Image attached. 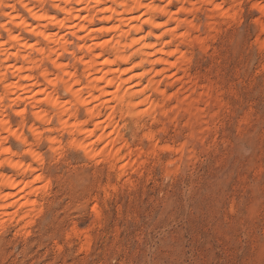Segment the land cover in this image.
<instances>
[{"label": "rangeland", "instance_id": "rangeland-1", "mask_svg": "<svg viewBox=\"0 0 264 264\" xmlns=\"http://www.w3.org/2000/svg\"><path fill=\"white\" fill-rule=\"evenodd\" d=\"M7 1L24 20L32 21L16 3L19 0ZM227 1H217L224 4L220 5L222 11L229 8ZM25 2L55 15L49 2ZM241 2L233 10L237 13L233 20L205 9L180 16L200 25L192 35L202 43L179 47L186 54V62L177 56L171 60L177 66L167 74L169 80L162 87L177 95L167 106L173 118L168 123H172L168 126L167 119L162 120L168 129L145 117L120 121L118 109L112 105L113 123L118 124L122 141L132 149L148 152L149 143L142 135L151 130L158 147L173 145V153L132 158L134 167L122 178L101 157L85 155L79 147L71 146L72 139L61 132L56 121L47 127L37 123L45 136L57 140L53 147L47 141L34 146L42 158L39 166L23 158L21 146L12 138L6 140L26 165L36 167L45 184H35V190L40 188L32 197L18 190L17 197L6 203L26 196L35 205L29 212L20 206L23 201L17 207L0 210L4 215H0V264H264V51L256 42L260 36L256 22L261 18L252 10L251 1ZM167 4L165 0L163 6ZM175 4L177 9L180 3ZM1 21L5 23L0 17ZM103 23L95 18L92 30L103 28ZM49 29L52 34L56 32L53 27ZM182 30L180 33L189 29ZM148 32L151 29L145 26L143 36ZM61 33L68 52L81 56L78 47L86 44L84 34L74 31L73 37ZM99 33H92L91 38L112 36ZM20 34L27 44L24 55L39 61L31 46L40 43L46 48V43L33 34ZM0 37L6 41L2 29ZM148 41L153 43V39ZM65 56L62 64L71 72L78 68L80 74L78 61ZM10 58L12 65L21 63ZM132 63H140V58H133ZM47 65L44 63L43 68L50 70ZM153 66L147 63L134 71L150 73ZM5 80L12 82L13 78L0 75V94ZM139 82L145 84L134 79L127 86ZM45 89L47 93L53 91L51 87ZM56 94L70 101L65 91L59 89ZM25 100L21 108H26L29 119L33 104ZM10 102L4 100L2 104L9 108ZM6 108L2 107V113L16 129L21 120ZM79 109L78 123L84 122L85 111ZM99 109L100 121H104L107 112L103 106ZM91 125L87 126L90 130ZM98 133L88 143L95 142ZM94 145L95 150L103 147ZM0 173L17 182L30 180L6 168ZM24 213L27 218L21 221Z\"/></svg>", "mask_w": 264, "mask_h": 264}, {"label": "bare ground", "instance_id": "bare-ground-1", "mask_svg": "<svg viewBox=\"0 0 264 264\" xmlns=\"http://www.w3.org/2000/svg\"><path fill=\"white\" fill-rule=\"evenodd\" d=\"M4 1L7 0H0V17L5 21L4 24L0 22V29L6 33V41L0 37V75L6 77L10 74L13 81L5 80L3 92L0 94V109L6 108L2 104L4 100L11 101L9 108L6 109L14 111V115L21 121L17 128L13 129L3 115V109L0 110V169L6 168L30 180L17 182L0 173V205L2 203L0 210L5 211L9 206L17 207L16 204L23 201L24 203L20 206L28 210L27 212L34 208V204L27 200L26 196L18 197L17 200L15 199L16 202L10 205L6 203L17 197L18 190H20L19 193L27 192L26 195L32 197L40 188L36 186L35 190V184H45L44 178L38 175L33 165L34 163L38 166L42 164V158L34 152V146L47 141L53 147L57 144V140L50 135L45 136L46 132H41L39 125L47 127L56 121L61 132H66L72 139L71 146L79 147L85 155L101 157L109 164L110 170L118 171V176L122 178L128 169L132 170L134 167L132 158L155 156L159 152L173 153L175 150L172 148L173 145L158 147L155 133L151 130L145 131L142 135L143 140L149 143L148 152L141 148L132 149L122 141L118 133V124L113 123V107L118 109L120 121L145 117L152 122H160L165 130L164 119H167L168 126L172 123H168V120H173L170 118L172 113L167 110V106L177 97L175 94H169L167 88H162L169 80L167 74L177 66V63L171 60L177 56L180 61L186 62V54L181 52L179 47L202 43L200 39L192 35L196 33L200 25L197 26L193 20L181 19L180 16L205 9L211 13H220L221 18L233 20L237 17V13H233V10L242 3V0H228L229 8L222 11L221 6L224 4L221 5L222 2L218 4V0H166L168 4L165 6H163L165 0H30L32 3L39 4L49 2L53 7L51 9H55V15H52L47 10H36L35 6L31 8L32 5L29 7L25 0L17 1L16 3L30 14V19L33 21L30 23H35L32 25L15 12V7L11 6V3L9 5ZM249 1H251L252 10L261 18L256 22L260 31L256 42L258 41V46L264 51V3L257 0ZM175 2L180 3L177 9ZM185 4H188V8H185ZM173 8L176 9L175 12H171ZM95 18L103 21L105 26L93 31ZM145 26L149 27L151 32L144 37ZM50 27L56 29L54 34L50 32ZM185 27L189 29L188 32L180 33ZM62 31L68 32L73 37L76 35L74 31L84 34L83 39L86 44L78 47V53L81 56L76 57L73 52H68L65 40L61 36ZM153 31L160 34L156 35ZM17 32L33 34L46 43V48L40 43L31 46L39 57V61L31 60L30 56L24 55L27 44ZM98 32L111 33L112 36L105 38L104 36L107 35L105 34L104 39L91 38L92 33ZM148 39H153V43ZM166 39L169 40L166 41ZM65 55L74 58L75 62L78 61L81 67L80 74L77 71L78 68L71 72L62 64L61 59ZM10 57L20 59L21 63L10 64ZM136 57L140 58V63L132 65V59ZM44 63H48L47 66L50 65L51 69H44ZM147 63L156 65L157 68L153 66L150 73L146 74L134 71L136 67H142ZM183 68L185 69L186 66L184 65ZM34 72H36L35 76ZM157 78L161 80L157 82ZM4 79L1 78L3 81ZM134 79H141L145 84L139 82L135 86L128 87L127 84ZM172 86L170 85L169 88ZM45 87H51L52 93H47ZM59 89L68 93L69 102L57 96L56 92ZM25 99H29L31 105L33 104L29 119L26 118V108H21ZM40 105L48 108L47 111ZM101 106L107 112V117L104 121L101 120L103 122L100 121L99 107ZM79 108L85 110L84 122L80 123L76 121ZM89 124H93V129L90 130L87 127ZM96 132L99 133L98 136L96 135L95 142L88 143V139H92ZM8 138H12L21 146L23 158H30L32 165H26L22 157L11 150L6 143ZM96 143L103 147L100 150L93 149ZM140 166L141 164L137 167ZM26 214L21 216V221L27 218ZM0 215L3 214L0 213Z\"/></svg>", "mask_w": 264, "mask_h": 264}]
</instances>
